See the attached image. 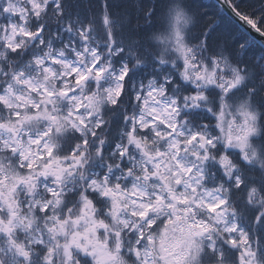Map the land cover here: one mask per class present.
Segmentation results:
<instances>
[{
	"label": "snow or ice",
	"instance_id": "obj_1",
	"mask_svg": "<svg viewBox=\"0 0 264 264\" xmlns=\"http://www.w3.org/2000/svg\"><path fill=\"white\" fill-rule=\"evenodd\" d=\"M182 4L0 0V264H264V0Z\"/></svg>",
	"mask_w": 264,
	"mask_h": 264
},
{
	"label": "clouds",
	"instance_id": "obj_2",
	"mask_svg": "<svg viewBox=\"0 0 264 264\" xmlns=\"http://www.w3.org/2000/svg\"><path fill=\"white\" fill-rule=\"evenodd\" d=\"M168 2H169V6L170 7H175V6L179 5L180 6V10L184 12L185 16L191 17V13H188L186 9H183L182 0H178V2L174 3V4L171 3V0H168ZM165 11L167 12V9ZM181 23H182V21H177L176 20L175 13H173L172 17L168 20V25L171 24V25H174V26L178 27V26H180ZM187 26H190V22H189V25H186V27Z\"/></svg>",
	"mask_w": 264,
	"mask_h": 264
},
{
	"label": "trees",
	"instance_id": "obj_3",
	"mask_svg": "<svg viewBox=\"0 0 264 264\" xmlns=\"http://www.w3.org/2000/svg\"><path fill=\"white\" fill-rule=\"evenodd\" d=\"M178 0H171V3H177ZM203 3L206 5L207 7V10H208V13L209 15H211L214 11H215V0H203ZM227 15V14H226ZM168 22V18H167V12H166V15H165V19L162 21V23L164 24V30H165V27H166V24ZM192 22V21H191ZM162 29H160L159 31H157L156 33H153L152 34V38L155 37V35H157Z\"/></svg>",
	"mask_w": 264,
	"mask_h": 264
},
{
	"label": "rangeland",
	"instance_id": "obj_4",
	"mask_svg": "<svg viewBox=\"0 0 264 264\" xmlns=\"http://www.w3.org/2000/svg\"><path fill=\"white\" fill-rule=\"evenodd\" d=\"M190 23H191V21H190ZM167 27H168V22H167V24H166L165 30L167 29ZM165 30L162 29L157 35H155V37L152 38V39L154 40V42H156V38H157L158 36L162 35V34L164 33ZM157 43H158V42H157ZM158 46H159V44H158Z\"/></svg>",
	"mask_w": 264,
	"mask_h": 264
},
{
	"label": "water",
	"instance_id": "obj_5",
	"mask_svg": "<svg viewBox=\"0 0 264 264\" xmlns=\"http://www.w3.org/2000/svg\"><path fill=\"white\" fill-rule=\"evenodd\" d=\"M227 14V13H226Z\"/></svg>",
	"mask_w": 264,
	"mask_h": 264
}]
</instances>
